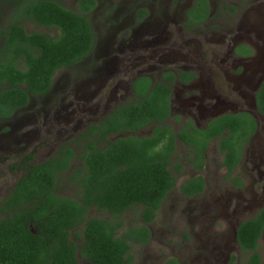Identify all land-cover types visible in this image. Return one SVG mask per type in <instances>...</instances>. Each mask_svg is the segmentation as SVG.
<instances>
[{"label": "trees", "instance_id": "obj_1", "mask_svg": "<svg viewBox=\"0 0 264 264\" xmlns=\"http://www.w3.org/2000/svg\"><path fill=\"white\" fill-rule=\"evenodd\" d=\"M94 6L93 0H82L78 11H73L56 1H16L6 49L10 53L7 60L2 54L0 61V123L25 109L30 95L44 94L57 69L69 67L91 51L95 36L88 13ZM209 11L207 0H194L187 26L205 22ZM146 15L140 10L141 18ZM25 21L54 26L58 37L26 33ZM250 53L247 50L245 54ZM16 62L22 66L18 68ZM137 93L145 97L115 108L103 122L81 135L80 156L63 145L42 163H29L32 155H27L13 165L24 172L0 201V264H79V257L89 264H134L133 247L151 242L149 225L177 188L183 168L171 164L174 142L166 126H156L151 137L108 139L166 121L169 88L158 85L151 90L144 82ZM255 106L264 115V81L255 94ZM256 129L254 117L242 113L218 117L204 130L188 124V130L179 136L194 146L190 163L199 172L208 142L222 137L223 165L230 176L238 165L242 141ZM77 159L80 164L76 165ZM232 182L239 186L238 178ZM63 183L72 188L70 196L59 192ZM204 189L203 177L196 175L180 184L179 193L193 198ZM92 209L106 218L90 217ZM128 212L138 219L126 226ZM263 234L264 207L236 228L237 245L247 255L245 264H262L259 242ZM165 264L179 263L170 259Z\"/></svg>", "mask_w": 264, "mask_h": 264}, {"label": "rangeland", "instance_id": "obj_2", "mask_svg": "<svg viewBox=\"0 0 264 264\" xmlns=\"http://www.w3.org/2000/svg\"><path fill=\"white\" fill-rule=\"evenodd\" d=\"M106 1L108 2H99L104 7L93 13L90 20L100 39L115 43L114 46L120 44L128 28L141 27L143 23L145 27H157L160 32L165 31V34L151 36L149 33H142V42H162L169 45L180 43L177 34L184 22L186 8L191 5V0ZM65 4L70 8H77L76 0H65ZM209 8L211 17L206 25L192 33L184 32L187 33L185 42L192 44L190 60L201 58L206 64L195 84L186 87L176 85L170 123L178 130L179 124L173 118L179 117L182 120L191 119L197 127H203L213 115L251 111L258 121L259 130L235 173L242 180L243 187H234L226 177V171L221 166L223 157L218 153L217 141H213L204 165L203 176L207 184L204 194L193 198L183 197L179 193L180 183L199 172L187 162L190 157L186 147L178 144L171 164L179 163L183 166L181 179L177 188L167 196L155 221L149 225L151 242L133 247L134 264H165L170 259H176L179 264H245L247 255L237 245L236 228L242 221L253 218L264 206V116L258 115L252 104L250 106L248 94L247 100L241 98V94H245L239 85V78L242 76L254 74L258 67L264 69V0H210ZM140 9L147 12V19L143 22L138 17ZM1 11L8 13L9 6ZM137 30L135 29L136 33ZM238 43L251 45L254 55L243 62L234 59L236 56L233 54L232 57L231 52ZM180 52L181 55L174 57L179 61L178 65H182L180 62L186 59L187 51ZM140 53V58L151 57L149 52ZM174 63L144 73L158 79L159 72L171 68ZM189 65L191 64H185ZM141 69L136 68L129 75H137ZM113 75L114 72L110 69L108 78H102V81L105 88L114 92L113 95L118 91L116 97L119 98L128 77L123 74L125 81L121 84L115 81L117 75ZM61 77L62 72H59L56 75L59 85L62 84ZM97 84L99 83L86 84L78 95L82 98L79 97L77 101L69 95L62 99L65 94H58L47 102V105L55 103L54 109L48 114V120H54L52 111H57V124L47 121V125H43V112L46 109H41L42 101L35 99L32 101V108L20 112L6 123H0V201L10 193L23 174L14 164L19 163L29 152L35 155L34 164L44 161L58 145L76 135L71 130L73 125L79 121L84 123L90 117L94 118L89 113L85 116L83 111L96 113V105H100V99H95L99 90ZM99 96L107 95L99 93ZM102 100L106 101V98ZM128 100L129 96L119 99L122 103ZM149 132L150 129H146L143 134ZM75 150L77 154L80 153L77 147ZM75 164L80 162L76 160ZM59 192L70 196L73 190L63 183ZM89 216L106 218L105 214L94 209L89 212ZM137 219L134 212H128L124 216L126 226ZM259 253L264 264V234L259 242ZM79 264L89 263L79 257Z\"/></svg>", "mask_w": 264, "mask_h": 264}, {"label": "flooded vegetation", "instance_id": "obj_3", "mask_svg": "<svg viewBox=\"0 0 264 264\" xmlns=\"http://www.w3.org/2000/svg\"><path fill=\"white\" fill-rule=\"evenodd\" d=\"M16 1H21V0H0V21H3V23L0 24V61L3 58L2 54L5 55V59L7 60L8 59L7 54L10 53L6 49H8L7 48V41L9 39L8 37L11 34V14L14 10L13 6H15ZM49 1H56L65 9L78 11V4L82 0H76L77 1V8L76 9L68 7L65 4V0H49ZM93 1L95 2V6L88 13V21L90 22V24L92 26V29L94 31V36H95V42L92 45L91 51H89V53L85 57L81 58L80 60H78L76 63L70 65L69 67H62L60 69H57L51 77V83H50L49 89L42 95H38V94L30 95L29 96V102H28V105L26 106V108L21 110V111L16 112L15 115L13 116V118H14L20 112H23L26 109L32 108L31 107L32 101L34 99L35 100H41L42 101L41 109H43V110L46 109L43 112V114H44L43 125H47V121L49 123L57 124L59 122V120H57V117H56L58 114L57 111H52L55 121L54 120H48V118L50 116V115L48 116V114L51 112V110L54 109L55 103L53 102L52 105H47L46 104L47 102H49L51 99L56 97L58 94L62 95V96L65 94V97H62V99L67 98L69 95L71 98H73L74 100L77 101L80 99L79 97L82 98L81 95L79 97H78V95L81 93V91L83 90V88L86 84L93 83V82L99 83L96 85L97 87H99V90L97 91L98 94L95 96V99H100V105L99 104L96 105V109H97L96 113L94 114V113L88 112L86 110L83 111L85 116H87L86 113H89V114L94 115V118L90 117V119L88 118L87 120L84 121V123H82V121H79L78 124L73 125L71 127V130L74 133H76V135L73 136L70 140H66L62 144L58 145V147L54 150V152L50 153L48 155V158L51 155H54L56 153V151L58 150V148L60 146H63V145L72 149L74 151L75 156H77V157L80 156V154H81L80 149H81V145H82L81 135L83 133H86L91 128L92 125H97V124H100L101 122H103V120L107 116H109L115 108L127 106V105L133 103L136 99H137V101H139L140 99H142V96L145 97L144 94L140 95L139 93H137L138 85H140V84L142 85L144 82H147L149 84V87L151 90L158 85H163L165 88L170 89L169 100H168L169 114H168L166 121L163 123H160V124H158L157 122H153L151 125H148L147 127H144L135 133L130 132V133H126V134L110 135V136H108V139L115 140L117 137L124 136V135H132V136L139 137V138L151 137L154 135V130H155L156 126L163 125V126H166L170 130L172 137H173L174 144H173V148H172L173 149L172 157L177 152L176 149H177L178 144H180V145L182 144L187 149L188 157H190L191 160H194V155L191 154V152L193 150H195L194 146L190 145V144L189 145L186 144V141H183L179 136L181 132L188 130V124L195 127V129H197V130H204V129H206V127L210 121L217 119L218 117H221L224 115H237V114L247 113V114L254 117V115L251 113V111L250 112H247V111H238L237 112L236 111V112L219 113V114L211 116L203 127H197L191 119L182 120L179 117H175L173 119H174L175 123L179 124L178 130H175L170 123V120L172 118V113H173L172 98H173V95L175 92L176 85L186 87V86H190V85L195 84L196 81L201 77V71L204 69V66L206 64L204 62V60L201 58L196 59V60H193V59L190 60L189 56L192 55V49H191L192 44L185 42L187 40L186 34L192 33L194 30L200 29L202 26L206 25V23L210 20L211 11H209V15H208L207 20L205 22L197 23V25L193 26V27H188L187 26L188 25L187 13H188L189 9H191L193 7V4H194V0H191V5L186 8V11L184 14V22L182 23V27L180 28V31L177 34V40L180 43L174 42V43H172V45H169V43L166 44V43H162V42H160V43H158V42H152V43L142 42L141 41V39L143 37L142 33L144 35L149 33V35H151V36H155V35L163 36L165 34V31L162 33V32H160L161 30L157 27H145V25L143 23V25L141 24L142 25L141 27L138 26L137 28H135V27L128 28L127 31H125V34H123V38H122V41L120 42V44L117 46H114L115 43H107L106 41H103L100 39L99 33H97L95 27L92 25V22L90 20V16L93 13H95L98 9H100V7H104L103 6L104 4H99V2L100 3H102V2L106 3L108 1H106V0H93ZM209 1L210 0H207L208 8H209ZM7 5L9 6L10 11L8 13L4 14L1 10H2V8L6 7ZM227 8L231 9L229 7H227ZM140 10H142V9H140ZM140 10L138 11V17H139V21L143 22L144 20L147 19V15L145 17L141 18L140 17ZM209 10H210V8H209ZM231 10L234 11V9H231ZM22 26L25 29L26 33L39 32L42 34H47L52 38L58 37L57 28L54 26H51V27L40 26V25L33 24L29 21H25L24 23H22ZM32 28H36V29H32ZM135 29H138L137 33H136ZM184 32H187V33L185 34ZM241 47H245V48L243 50H240L237 52V49H239ZM184 50L187 51V52H185L186 53L185 54L186 59H184L180 62V63H182V65H178L179 61H177L174 57L181 55L180 51H184ZM247 50H249L251 52L249 55L245 54ZM140 52H149L151 54V57L150 58H140V55H141ZM254 53H255V51L252 48V46L249 44H244V43L235 44L234 47L232 48V52H231L232 57L234 54L236 57H233V58L240 60V62L246 61L247 59L251 58L254 55ZM23 62H24V60H23ZM173 62H175V63L170 66L171 68H165L164 70L159 72L158 79H155V77L144 73L145 71H150V70H154L157 68H161V66H163V65L166 66V65H169ZM16 64L18 65V68L20 66H22V62H16ZM185 64H187V65L191 64V65L185 66ZM123 65L125 68L123 67ZM120 67H121V69H120ZM136 68H142V69L137 73V75H129V72L135 70ZM110 69H112L114 72L113 76L117 75L116 76L117 79L115 81H117L121 84H123L125 81L123 78L124 77L123 74L128 77L127 83L123 84V86L121 88V91L123 94L119 98L116 97V94L118 93V91H116L115 94L113 95L114 92L110 88L109 89L105 88L104 87V81H102V78H104V79L108 78V74H109ZM240 71L241 70H238V72H240ZM59 72H62V77H61L62 84H60V85L57 84V80H56V75ZM138 80H140V81H138ZM263 81H264V69L262 70L259 67H258V70L254 74H250L249 76H242L241 78H239L240 88L243 90V92L245 94V96H244L242 93L241 98L243 100H245V99L247 100V94H248V100L250 101V106L252 104V107L255 110H256L255 94H256L257 90L259 89V87L261 86V84L263 83ZM124 85H126V86H124ZM60 89H62V90L60 91ZM99 93L107 95V96H99ZM139 95H140V97H139ZM127 96H129L128 101L123 102V103L121 101H119V99L123 100ZM104 97L106 98V101L102 100ZM86 98H88V97H86ZM78 102H80V101H78ZM242 103L243 102H241V104ZM86 105L87 104L85 103L84 107H86ZM46 106H50L51 108H46ZM256 113L258 115L260 114L257 112V110H256ZM99 115H101V116H99ZM254 119H255L256 124H257V129L255 130L253 135H251L249 137V139H247L246 141H242V148H241L242 153H241V156L239 158L238 165H237L236 169L234 170V172L232 173V175H230V176L228 175V170H227L226 166L223 165L225 153L223 152L222 145L220 144V142L222 141V137L221 138L217 137V138L210 140L206 146V149H205V152L203 155V163L205 165L206 157H207V151L209 149V146L213 141H217L218 153L221 154V156L223 157L222 158L223 161H222L221 166L225 169L226 177L233 184L234 187H239V188L243 187L242 180L240 179V177L238 175H235V173H236L237 169L239 168V166L241 165L242 160L245 158L246 153L248 151V148L252 145V141H253L255 135L258 133L259 124H258V121L255 117H254ZM7 121H5V123ZM42 129H44V128H42ZM146 129H150V132L148 134H143V132ZM75 147H77L79 149V152H80L79 154L76 153ZM27 155H32V158L30 159L29 163H34V158H35L34 153L29 152L24 157H26ZM24 157H22L20 159V161ZM190 159L187 158V162L191 166H193L190 163ZM42 162H40V163H42ZM75 162L76 161H74V164H75ZM27 164L28 163H26L24 165V167H26ZM37 164H39V163H37ZM175 164L176 163H174V165ZM182 169H181V171H182ZM195 169H196V167H195ZM19 171L24 172V170H21V169H19ZM181 171H180L179 180L181 179V175H182ZM197 172H199V171L197 170ZM203 173H204V166H203V170L196 175H201L203 177V179L205 181V189H204V192H205L207 184H206V180L203 176ZM196 175H194V176H196ZM21 176H22V174L20 175V177ZM233 178L239 179V186H236L232 182ZM179 180L177 181V184H178ZM204 192L202 194H204ZM202 194H200V195H202ZM200 195H198V196H200ZM195 197H197V196H195Z\"/></svg>", "mask_w": 264, "mask_h": 264}]
</instances>
